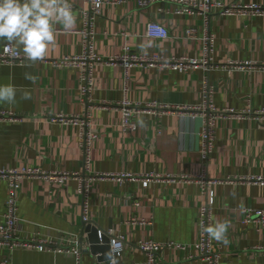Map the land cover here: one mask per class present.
<instances>
[{
	"label": "crops",
	"instance_id": "crops-1",
	"mask_svg": "<svg viewBox=\"0 0 264 264\" xmlns=\"http://www.w3.org/2000/svg\"><path fill=\"white\" fill-rule=\"evenodd\" d=\"M108 1L124 3L106 5L95 21L98 56H120L127 45L133 53L148 57H202L203 16L176 13L178 6L172 0H150L147 8H140L138 0ZM213 1L228 5L232 0ZM237 1L264 7V0ZM69 2L76 26L64 31L57 25L55 46L49 47L43 60L0 65V83L18 89L14 104L0 103V169L39 168L94 177L87 215L102 232L124 236L123 264H147L146 254L136 246L140 241L186 247L165 248L158 264H207L198 259L194 248L199 239V212L207 202L198 177L205 175L215 182L213 224H228L227 245L213 239L221 264H264V228L243 222L247 210L264 208V183L259 181L264 180V123L251 118L219 120L214 152L206 164L200 154L203 121L199 113L143 112L135 117L137 130L125 132L122 113L116 108L125 101L194 107L202 103L207 82L219 112L264 111V16L210 15L215 69L209 73L136 66L125 76L120 65L98 64L90 104L97 140L89 172H85L79 128L51 120L55 115L82 116L86 111L80 72L52 65L54 60L82 53L79 31L87 5L84 0ZM150 22L164 26L170 37L148 38ZM190 28L197 39L186 38ZM3 47L0 42V52ZM24 92L29 94L27 99ZM147 177L161 180L145 187ZM181 177L190 179L179 181ZM7 200L8 184L0 179V222ZM17 206L19 240H53L63 247L78 242L83 249L82 264H110L99 261L85 242L83 198L76 179L63 186L23 180ZM4 261L76 264L70 255L11 250L0 243V264Z\"/></svg>",
	"mask_w": 264,
	"mask_h": 264
},
{
	"label": "built area",
	"instance_id": "built-area-1",
	"mask_svg": "<svg viewBox=\"0 0 264 264\" xmlns=\"http://www.w3.org/2000/svg\"><path fill=\"white\" fill-rule=\"evenodd\" d=\"M87 8L82 12L83 26L79 31L81 36L82 53L75 57H64L59 60H54L52 65L59 69H75L80 72L81 79V96L86 111L82 116L72 115L66 116L63 114L51 117V120L63 125H71L80 130L81 144L84 151L85 158V172H89V165L91 159V150L93 144L97 140V133L94 128L93 116L91 113L92 95L94 91V71L98 64L120 65L127 76L130 68L136 66H159L167 68L177 73H186L189 71L202 70L205 73L211 72L215 67L213 66V51H214V37L210 33L209 18L211 14L218 13L222 16H264V7L257 5H245L238 3L237 0H232L230 4L224 5L222 2L213 0H172L177 6L176 13L185 14L187 16L195 17L201 15L204 18L205 30L202 39L203 49L201 58H190L184 56H165L156 54L148 57L141 54L133 53L129 46L123 48V53L120 56L112 58H102L95 53V21L101 15L103 8L106 5L122 4L124 1H108V0H84ZM140 8H147L150 5V0H138ZM146 35L151 39H167L170 37V32L164 26L156 22H150L147 25ZM186 38L197 39L196 31L192 28L186 30ZM31 62L27 60L23 54L12 57L5 54L2 50L0 52V65H14ZM226 68V67H224ZM203 101L201 104L194 107H171L159 103L150 104H132L130 102H122L116 106L122 113V128L125 132H134L137 130L135 117L143 112L155 111H170L175 112H191L199 113L202 116V132H201V149L200 154L202 160L207 164L210 160L216 142V128L217 122L224 118L230 119H244L251 118L258 122L264 123V111L252 112H233L224 111L219 112L213 103V90L207 82L204 83ZM129 177V176H123ZM0 179L8 184V200L6 203L7 211L4 219L0 222V243L7 245L11 250L29 249L40 252H48L54 254L70 255L76 260V264H82V246L76 242L73 246L63 247L59 246L53 240L40 242H26L17 238L18 234V206L17 196L20 189V184L26 179H40L51 185L63 186L69 179H76L78 181V193L83 198V220L84 223H89L88 218V201L90 194V186L94 177L80 175L78 173L71 174L68 172H48L39 168H23L15 170L0 169ZM190 178L181 177L179 181H188ZM202 194L207 198L206 204L200 209V224H213V206L215 204V195L212 187L215 182L208 180L205 175L198 177ZM152 180L160 181L161 178L147 177L144 180V186L147 187ZM171 181L169 179H165ZM175 181V180H174ZM178 181V180H176ZM264 183V180L260 179ZM244 224L249 227L260 226L264 228V208L263 209H249L244 214ZM145 225L144 222L140 223ZM109 238L110 243H118L119 248L113 250V255L118 260V264H123L120 259L125 251L124 236L113 234L111 231L104 232ZM101 232L99 233L101 239ZM142 252L147 256V264H158V258L162 250L169 247H177L179 249H186L185 246H174V244H160L154 241H140L136 244ZM194 248L198 252V259L207 264H221V254L217 249L213 239H209L200 228L199 239L194 244ZM1 264H8L6 261ZM111 264V261H110Z\"/></svg>",
	"mask_w": 264,
	"mask_h": 264
},
{
	"label": "clouds",
	"instance_id": "clouds-1",
	"mask_svg": "<svg viewBox=\"0 0 264 264\" xmlns=\"http://www.w3.org/2000/svg\"><path fill=\"white\" fill-rule=\"evenodd\" d=\"M76 23L69 0H0V42L4 43V53L12 57L22 53L33 63L43 60L49 47L55 46L57 25H61L64 31H70ZM26 78L32 77L26 75ZM17 91L11 83H0V103L14 104ZM28 97L29 94L24 92L23 98ZM200 228L209 239L227 245L226 222L201 223ZM119 247L115 242L110 245L106 255L111 264H118L113 250Z\"/></svg>",
	"mask_w": 264,
	"mask_h": 264
},
{
	"label": "water",
	"instance_id": "water-1",
	"mask_svg": "<svg viewBox=\"0 0 264 264\" xmlns=\"http://www.w3.org/2000/svg\"><path fill=\"white\" fill-rule=\"evenodd\" d=\"M100 232L102 233L101 239L99 236ZM84 235L85 242L88 244L92 254L97 256L101 262L110 261L106 255L110 251V238L92 222L85 223Z\"/></svg>",
	"mask_w": 264,
	"mask_h": 264
}]
</instances>
